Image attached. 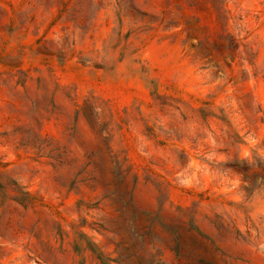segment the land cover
<instances>
[{
    "label": "rangeland",
    "instance_id": "rangeland-1",
    "mask_svg": "<svg viewBox=\"0 0 264 264\" xmlns=\"http://www.w3.org/2000/svg\"><path fill=\"white\" fill-rule=\"evenodd\" d=\"M0 264H264V0H0Z\"/></svg>",
    "mask_w": 264,
    "mask_h": 264
}]
</instances>
